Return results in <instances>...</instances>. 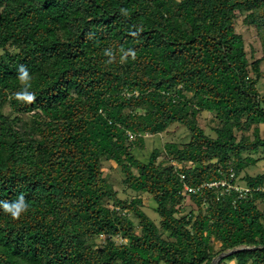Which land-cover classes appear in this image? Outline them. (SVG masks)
Masks as SVG:
<instances>
[{
  "label": "trees",
  "instance_id": "1",
  "mask_svg": "<svg viewBox=\"0 0 264 264\" xmlns=\"http://www.w3.org/2000/svg\"><path fill=\"white\" fill-rule=\"evenodd\" d=\"M239 14L263 47L251 62ZM263 61L264 0H0V201L29 205L15 221L0 209V264H213L234 249L218 264H264V173L236 189L255 162L243 154L264 150ZM20 65L31 105L10 99ZM205 111L214 137L197 123ZM172 124L191 134L165 144L172 164L135 158ZM103 161L152 197L158 224L140 198L117 197ZM185 196L197 212L178 217Z\"/></svg>",
  "mask_w": 264,
  "mask_h": 264
},
{
  "label": "rangeland",
  "instance_id": "2",
  "mask_svg": "<svg viewBox=\"0 0 264 264\" xmlns=\"http://www.w3.org/2000/svg\"><path fill=\"white\" fill-rule=\"evenodd\" d=\"M235 30L237 33L242 35L244 43H245V51L247 55V59L251 62L253 59L260 58L263 53V47L261 44L260 38L257 36L256 29L249 24L243 23V14L238 15V18L235 23ZM261 78L257 84L258 92L261 96L264 95V61L261 63ZM5 111H8V108H5ZM197 123L199 127L205 132L206 135L214 137L215 132L214 128L217 126V120L215 119L214 115L209 112H203L199 115L197 119ZM255 126L250 127V132L248 135H251L253 128ZM260 135L264 137V125L259 126ZM236 136L239 138L240 133H237ZM191 138V134L185 129V127L179 124H172L165 132L156 136L146 135L144 139V146L143 148L134 147L132 152L137 160L142 162H147L151 153L154 150L160 151V156L157 158V164L162 163V166L170 165L172 162L168 157L165 156L163 152V148L165 144L172 143L177 145H184L189 142ZM252 138V136H251ZM244 158L250 157L254 160V164L243 162L240 167L241 171L239 176L236 179V184L238 189H245L247 186L243 177L245 175L254 177L258 174L264 173V150H260L256 154H243ZM103 175L112 187V189L117 193V197L122 200H132L135 198H140L142 200V205L140 208L157 224L159 222V217L155 211L156 204L152 197L146 193H136L133 192L123 185L122 181L124 179V175L121 173L120 168L117 167L115 164L109 161H103ZM247 189V188H246ZM258 207L261 209L263 207L261 202H257ZM179 212L177 216H187L191 212L196 213L197 207L196 205L190 200L188 196H185L183 202L179 206ZM116 242L121 241L120 239H116ZM104 242V237L100 236L96 238L95 244L97 246H102ZM215 250L218 249L219 244L214 242ZM218 258L215 259L217 261ZM214 261V262H215ZM245 264H250L245 262ZM218 264V263H217ZM222 264H238V262L233 260H225Z\"/></svg>",
  "mask_w": 264,
  "mask_h": 264
},
{
  "label": "clouds",
  "instance_id": "3",
  "mask_svg": "<svg viewBox=\"0 0 264 264\" xmlns=\"http://www.w3.org/2000/svg\"><path fill=\"white\" fill-rule=\"evenodd\" d=\"M124 12L125 10H121ZM106 56H108L110 59L108 60V63H112L115 60V56L113 55L111 50H106L104 53ZM131 57L133 60L136 58V53L134 50L129 49L127 52L124 53V55L121 57V61H125L127 57ZM18 79L22 85H24V88L22 91H18L13 94V97L19 102H23L25 104L31 105L36 100L35 93L29 91V88L31 87L30 81L31 76L29 75V72L27 71L26 67L24 65H20L18 67ZM28 203L26 202L24 195H19L14 201L8 202V201H0V209H3V212L6 215H9L13 221L19 220L21 215L27 212L28 210Z\"/></svg>",
  "mask_w": 264,
  "mask_h": 264
},
{
  "label": "water",
  "instance_id": "4",
  "mask_svg": "<svg viewBox=\"0 0 264 264\" xmlns=\"http://www.w3.org/2000/svg\"><path fill=\"white\" fill-rule=\"evenodd\" d=\"M243 249H247V248H243ZM243 249H240V250H243ZM237 250H238V249H234V250H231V251H229V252H227V253H223V254L219 255L217 261H215L213 264H217V263L219 262L220 259H222L223 257H225V256H227V255H229V254L234 253V252L237 251Z\"/></svg>",
  "mask_w": 264,
  "mask_h": 264
},
{
  "label": "built area",
  "instance_id": "5",
  "mask_svg": "<svg viewBox=\"0 0 264 264\" xmlns=\"http://www.w3.org/2000/svg\"><path fill=\"white\" fill-rule=\"evenodd\" d=\"M216 185H217V184H215V183L207 184V186H209V187H211V186H216ZM221 185H223V186H224V185H225V183H223V182H222V183H221ZM184 189H185V191H189V192H190V191H193V192H194V190H191V189H190L189 187H187V186H185V187H184ZM236 189H238V188H236ZM244 191H246V192H247V191H248V189H246V188H245V189H244Z\"/></svg>",
  "mask_w": 264,
  "mask_h": 264
}]
</instances>
